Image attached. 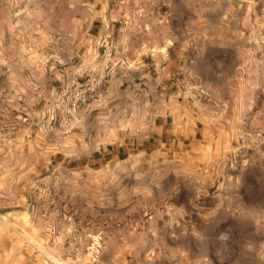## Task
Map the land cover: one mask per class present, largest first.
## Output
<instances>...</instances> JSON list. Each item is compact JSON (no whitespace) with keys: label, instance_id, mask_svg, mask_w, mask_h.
<instances>
[{"label":"rangeland","instance_id":"1","mask_svg":"<svg viewBox=\"0 0 264 264\" xmlns=\"http://www.w3.org/2000/svg\"><path fill=\"white\" fill-rule=\"evenodd\" d=\"M0 264H264V0H0Z\"/></svg>","mask_w":264,"mask_h":264},{"label":"crops","instance_id":"2","mask_svg":"<svg viewBox=\"0 0 264 264\" xmlns=\"http://www.w3.org/2000/svg\"><path fill=\"white\" fill-rule=\"evenodd\" d=\"M187 128V127H186ZM184 133H185V135H186V138L188 137L189 138V141H192L191 139H193V137H194V135H196V134H194V135H192L193 133H188V131H186V129H184ZM147 136H149V135H154V132L153 131H149V133L148 134H146Z\"/></svg>","mask_w":264,"mask_h":264}]
</instances>
